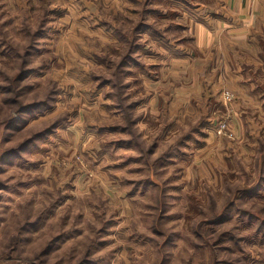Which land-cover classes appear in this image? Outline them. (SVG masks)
Returning a JSON list of instances; mask_svg holds the SVG:
<instances>
[{"label": "rangeland", "instance_id": "1", "mask_svg": "<svg viewBox=\"0 0 264 264\" xmlns=\"http://www.w3.org/2000/svg\"><path fill=\"white\" fill-rule=\"evenodd\" d=\"M227 15L0 0V264H264V14L229 54L183 30Z\"/></svg>", "mask_w": 264, "mask_h": 264}, {"label": "crops", "instance_id": "2", "mask_svg": "<svg viewBox=\"0 0 264 264\" xmlns=\"http://www.w3.org/2000/svg\"><path fill=\"white\" fill-rule=\"evenodd\" d=\"M218 1L219 4H221L225 10L227 11L228 19L222 18L219 20V24L221 23V28L214 30L213 32L210 30L205 31L203 34L200 33V24L196 23L195 25L192 24L191 26H187V28H184L183 30L191 33V36L188 37L192 44L195 46L196 50H201L205 52V50L210 51V55L212 56L213 53L216 52V49L219 48L220 54L222 52H227L226 46L222 44V41H226L225 36L227 35L228 40L231 41L230 38H240L245 37L246 34H233L235 32H239L237 30H246L247 27L250 25L251 19L254 15L257 13L264 14V0H215V2ZM218 7H215L217 9ZM229 26H233L232 29L229 28ZM224 28L227 30V33L224 34ZM237 28V29H235ZM186 29V30H185ZM183 37H180L178 40H184L185 35H181ZM189 36V35H188ZM164 41H168L167 38H165L162 34L161 36H156V38ZM224 38V39H223ZM178 49V48H177ZM229 54V53H228ZM207 71H204L202 73L209 75V83L207 86L205 85V90L209 89H215L218 90L228 88L229 86L239 87L241 85H246L245 81H239L242 76L243 72L241 71V67H235V68H228V66H225L222 69L217 68L216 66H213L212 68L208 67ZM219 70V71H218ZM234 70V71H232ZM200 73V68H193L192 72L195 75V73ZM223 73L226 74L225 77H223ZM241 74V75H240ZM218 75V76H217ZM227 75H231V81L228 78ZM232 76H235L234 79ZM229 80H225V79ZM196 80V79H195ZM196 84L197 87L200 86V82L196 80V82H193ZM243 83V84H242ZM250 84V82H247V84ZM207 84V83H206ZM212 87L210 88V85ZM193 87V86H192ZM215 89V90H217ZM233 89V88H232Z\"/></svg>", "mask_w": 264, "mask_h": 264}, {"label": "built area", "instance_id": "3", "mask_svg": "<svg viewBox=\"0 0 264 264\" xmlns=\"http://www.w3.org/2000/svg\"><path fill=\"white\" fill-rule=\"evenodd\" d=\"M231 135H233V133L230 132Z\"/></svg>", "mask_w": 264, "mask_h": 264}]
</instances>
